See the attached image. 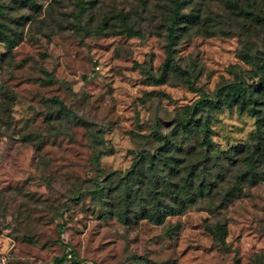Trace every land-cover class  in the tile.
I'll list each match as a JSON object with an SVG mask.
<instances>
[{
	"label": "rangeland",
	"instance_id": "1",
	"mask_svg": "<svg viewBox=\"0 0 264 264\" xmlns=\"http://www.w3.org/2000/svg\"><path fill=\"white\" fill-rule=\"evenodd\" d=\"M178 2L189 16L171 20V0H0L6 264H264L253 117L204 107L191 130L175 122L229 65L258 62L264 0ZM164 203L179 212L154 222Z\"/></svg>",
	"mask_w": 264,
	"mask_h": 264
},
{
	"label": "trees",
	"instance_id": "2",
	"mask_svg": "<svg viewBox=\"0 0 264 264\" xmlns=\"http://www.w3.org/2000/svg\"><path fill=\"white\" fill-rule=\"evenodd\" d=\"M179 4L178 0H171L169 19L173 20L189 16V14H183L178 11ZM167 38L168 43H171L173 38V28L171 24L167 28ZM171 51L170 44H168L166 46V56L163 61L164 65H167L172 59ZM254 53H259L258 62H256L254 54L243 56L244 60L250 64L249 73L235 64L229 65V68L235 67L234 69H229L232 74L231 79L222 78L218 81L212 94H208L201 89L199 96L195 98L192 103L185 106L183 115L177 117L175 122L181 130L189 131L192 126L196 124V120L193 118V114L196 111H200V109L204 107H206L207 110H218L221 107H234L238 113H247L249 116L253 117L254 130L252 135L255 139V146L257 148L256 153L261 155L264 161V49H255ZM46 80L52 81L54 77L48 74ZM155 80H157V78ZM54 99L56 102L60 103L56 98ZM60 105L63 106L61 103ZM200 125L203 132L207 130L206 120H203ZM156 135L162 145L166 144L169 140L164 134L157 132ZM202 142L205 147L210 146V140L205 134L202 137ZM239 148L244 149V146L239 145ZM94 157L97 162V155H94ZM142 157H144V155L139 154L137 159L130 164L127 171L132 169L135 163ZM147 161L149 163L152 162V155H149ZM99 169L102 170V168ZM158 208L159 207H155L154 211L148 216L154 222L161 221L164 215L176 214L179 212V208L169 203H164L162 205V212H159ZM69 253L70 252H64L60 257H55L54 260L58 261L61 257L69 255Z\"/></svg>",
	"mask_w": 264,
	"mask_h": 264
},
{
	"label": "built area",
	"instance_id": "3",
	"mask_svg": "<svg viewBox=\"0 0 264 264\" xmlns=\"http://www.w3.org/2000/svg\"><path fill=\"white\" fill-rule=\"evenodd\" d=\"M7 263V256L5 252H0V264H6Z\"/></svg>",
	"mask_w": 264,
	"mask_h": 264
}]
</instances>
